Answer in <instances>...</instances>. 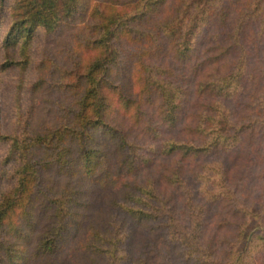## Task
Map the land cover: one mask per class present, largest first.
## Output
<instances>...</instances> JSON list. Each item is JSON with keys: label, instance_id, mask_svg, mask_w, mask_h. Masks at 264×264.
<instances>
[{"label": "trees", "instance_id": "1", "mask_svg": "<svg viewBox=\"0 0 264 264\" xmlns=\"http://www.w3.org/2000/svg\"><path fill=\"white\" fill-rule=\"evenodd\" d=\"M5 12L4 65H28L38 28L75 27L83 56L48 82L51 122L19 108L0 129L14 179L0 264H57L73 236L60 264H264V0H0V25Z\"/></svg>", "mask_w": 264, "mask_h": 264}, {"label": "rangeland", "instance_id": "2", "mask_svg": "<svg viewBox=\"0 0 264 264\" xmlns=\"http://www.w3.org/2000/svg\"><path fill=\"white\" fill-rule=\"evenodd\" d=\"M9 23V16L5 12L4 18L0 25V129L3 132H11L16 124V120L19 117V108L22 112L27 111L31 108L32 117L31 121L33 124L42 125L44 123L51 122L53 113L52 107L53 98L55 96L54 89L49 87V80L51 77L58 75L60 69L63 67H70V76L75 75L73 69L74 63L71 59V52H77L79 57L83 56V46L79 43H74L73 40V26H63L62 30H58L54 33H47L43 28H38L35 35L31 40V45L29 48V62L28 65L22 68L20 65L6 66L4 65V57L6 56L3 45L2 37ZM73 28V29H71ZM17 54V50H15ZM19 59L21 57L15 55ZM260 66L264 63V56L260 57ZM45 78L44 84L37 90H32V83L38 78ZM52 114H51V113ZM50 113V114H49ZM127 121L129 118L127 114H122ZM254 146L259 140L252 139ZM251 140V141H252ZM250 142L244 143L247 145ZM7 143L5 141L0 142V193L9 188L13 183L14 179L8 174H3L5 167L10 168V164L5 166L2 165V158L5 154ZM244 147V146H242ZM116 154L108 151V162L105 164L113 166L115 164ZM110 163V164H109ZM112 164V165H111ZM155 169H149L147 172H154ZM242 174L240 176L239 188L242 193H250L254 189V184L252 181V169H245L242 166ZM107 173L101 174L106 176ZM145 171L140 174L144 176ZM54 179H53V177ZM49 180L51 184L62 186L64 184L62 176H56L53 173L49 174ZM109 179V178H108ZM94 186L92 184L90 187ZM114 190V189H113ZM102 194H98L101 198L99 201H94L98 206L96 209L98 214H101L105 210L106 205H103L106 200V195L103 191ZM104 201V203H103ZM101 207V208H100ZM89 208V202H88ZM21 222V220H20ZM78 239L82 237L80 233L76 236ZM76 240V239H75ZM68 244V242H70ZM65 245L66 248L59 255L60 257L64 255L65 251H68V247H73L74 236L70 237V240ZM29 249L32 252V241L29 243ZM70 250L67 253H70ZM60 257H56V263L60 264ZM26 264H29L27 262ZM34 264V263H33ZM36 264H38L36 262Z\"/></svg>", "mask_w": 264, "mask_h": 264}]
</instances>
